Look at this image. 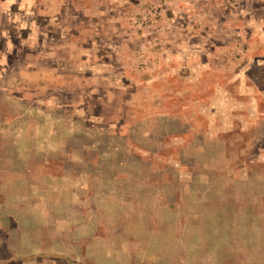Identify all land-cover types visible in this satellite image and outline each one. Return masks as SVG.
Instances as JSON below:
<instances>
[{
  "label": "rangeland",
  "instance_id": "1",
  "mask_svg": "<svg viewBox=\"0 0 264 264\" xmlns=\"http://www.w3.org/2000/svg\"><path fill=\"white\" fill-rule=\"evenodd\" d=\"M168 1L130 26L157 27ZM218 1L251 31L195 84L126 52L123 72L67 78V4L12 0L30 14L22 31L0 15V264H264V0ZM86 52L89 68L114 57Z\"/></svg>",
  "mask_w": 264,
  "mask_h": 264
},
{
  "label": "crops",
  "instance_id": "2",
  "mask_svg": "<svg viewBox=\"0 0 264 264\" xmlns=\"http://www.w3.org/2000/svg\"><path fill=\"white\" fill-rule=\"evenodd\" d=\"M147 1L149 0H79V3H76V0H62V3L67 4L62 10V15L73 22L62 35L64 36L61 45L62 61L67 65L66 70L70 71L66 77L85 79L88 73L92 74L88 69L93 70V74L98 76L108 71L123 72L119 63L124 64V61L126 64L129 63V58L123 55V52H126L131 58L141 56L142 61L148 63L150 71H157L163 66L174 63L178 75L182 73L180 75L182 78L194 80L196 84L204 78L207 80L218 78L219 73L225 75V71H228L227 64L231 63L233 58L238 59L236 53L233 54L232 51L237 49L238 55L240 51L238 49L240 39L238 38L233 44L230 40L232 33H239L243 38L246 32L251 31L243 32L242 28L237 32L235 29L231 30L229 22H226L229 16L225 18V1H222L224 3L221 5V1L218 0L215 3L214 0H169L166 4L168 7L165 17L157 27L153 29L149 27V30L131 27L129 19L136 13L135 10L143 8ZM7 2V0L2 2L3 9L0 8L3 23L11 25V21L14 20L15 30L22 31L23 19L30 14L29 9H25L24 12L22 5L13 9L11 6L15 2L12 0ZM216 3V7L213 8ZM7 4L10 5L8 9ZM220 5L222 9L219 8ZM56 6L58 5H54L50 11L54 22L55 15L58 14L56 11L60 8ZM219 18L221 20H218ZM62 22L64 23L63 20ZM139 45L142 46L143 53L135 50ZM88 47L92 48L93 52L95 49L100 52L104 47L111 48L114 57L112 56L113 59L111 58L112 60L105 67L102 66V60H96L95 57L90 61L94 66L89 68L86 61H83L84 55H88L86 52ZM213 47L216 50H213ZM1 61L0 63L3 62ZM4 74L0 70V79ZM161 74L162 71L159 70L158 75L152 78L163 90L160 82L164 79V75ZM241 76L236 75L237 79ZM157 82H153V85ZM215 85L213 83L212 87ZM216 89L219 95L225 93V89L219 84L216 85Z\"/></svg>",
  "mask_w": 264,
  "mask_h": 264
},
{
  "label": "water",
  "instance_id": "3",
  "mask_svg": "<svg viewBox=\"0 0 264 264\" xmlns=\"http://www.w3.org/2000/svg\"><path fill=\"white\" fill-rule=\"evenodd\" d=\"M0 263H2V262H0Z\"/></svg>",
  "mask_w": 264,
  "mask_h": 264
}]
</instances>
